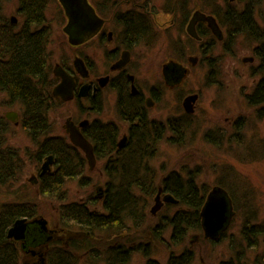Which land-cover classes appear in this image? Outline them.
Wrapping results in <instances>:
<instances>
[{
  "label": "flooded vegetation",
  "instance_id": "1",
  "mask_svg": "<svg viewBox=\"0 0 264 264\" xmlns=\"http://www.w3.org/2000/svg\"><path fill=\"white\" fill-rule=\"evenodd\" d=\"M8 1L10 2L11 0H0V135L3 136L4 139L2 146L11 147L15 150L14 156L20 160L18 162L15 159V161L20 164L17 171L21 175L25 169L27 160L23 157L20 149L10 144L9 139L11 136V130L16 126L23 127L27 132L25 126L26 124H33V122H36L35 124L39 128V121H35L32 116H26V105L22 101H14L9 90L11 88V84L14 83L13 81H21L24 79L25 82L31 81L29 84L30 87H28L27 84L24 86L25 90L27 88L30 91L36 90L37 95H39V75L37 74L39 71L36 73L37 75L34 76L33 73H30V71L26 70L28 69V66L24 64L23 61H21L20 55L22 54L17 52V48L25 51L27 48L29 50L30 47L34 46L36 51L39 53V38L46 36L47 40L51 41L52 27L48 21L50 0H44L46 2V23L40 27L39 15L35 16L30 15L29 13H35V11L39 12V0H17V7L12 13L10 11L8 12V9H5L7 6L6 3ZM58 2L62 7V11L67 20L65 10L60 3V0H58ZM190 2L191 0H163L162 7L158 12L156 5L157 1L154 4V0H89V3L94 8L96 14L102 20L101 28L93 37L88 38V40L81 44L74 45L69 42L74 49V60L72 65H67L66 62H56L54 67L52 65L50 67L53 82V95L61 102L76 101L80 105V108H85V105H87L89 114H97L92 120H82L81 122L86 120H88V122L84 127H80L84 136L92 144L93 142L86 136V133L94 121H100L103 124L106 132L109 133V136L112 134L111 132L114 133V141L117 143V147L119 149L125 148L132 136H134V130L143 126L149 128L150 135L152 136L149 139L151 140L158 138L159 143H161L163 140H167L168 143L175 145H184L187 143L188 138L192 137L195 132L192 125V118L200 100V92H191L185 95L179 94V104L176 113L174 114L169 112V115H167L166 118L162 119L158 116H155V114H152V111L158 106L160 101L163 100L165 91L168 89L171 91L178 90L186 82V79L193 67L197 66L200 62H202L201 64L207 63L209 67L207 77L208 84L210 82H217V78H212V74H216L219 77V74H223V71H221V63L219 62L220 60L218 56L212 55L213 51L218 47V44H222L224 52H232L234 42L240 35L246 34L247 39H252V41L256 43V46L253 49L256 56L244 57V63H254L256 57L259 59L258 65L252 68L253 74L259 76V79H256L252 92L247 95V101L249 106L254 108L255 115L259 121H263L264 123V101H255V98H257V95L255 94L257 92L258 86L264 81L263 29L257 25L258 29H260L259 31L262 33L258 31L257 33H251L250 28L248 30L249 33L239 32L238 29L240 28V25L235 23L237 14L234 13L232 8H229L226 12L229 16V22L232 23L231 27L223 16V10L214 8L215 11L207 12L200 7H196L191 10L189 7ZM246 5H250V3L246 2L245 6ZM244 11H247L246 7L244 8ZM220 16H222L223 19ZM211 20L212 22L214 20L216 23L213 25ZM172 28L178 29L179 35L177 36H179V38L172 42L173 44L176 43L175 46L173 45L174 55H172V57H166L160 62V79L158 84H156L153 80L141 81L137 74V69L140 65L138 60L139 49H145L146 51L152 50L156 46L157 38L161 37L160 32L168 34ZM256 36H261V40H255ZM187 40L188 43L191 42L197 46V50H193V53L190 55H187L188 52L185 51ZM95 41L98 42L99 47L104 51L106 60V68L104 72L98 70L93 53L90 51H86L84 53L77 52L82 46L90 47ZM58 65L67 72V75L70 77V80L73 83L72 96L70 99H63L62 97L54 94L55 88L63 81L62 76H58L55 73V69ZM17 69H21L23 73L21 71L17 72ZM193 95H196L197 97L196 100L191 103L193 111L190 112L188 110L186 100L188 97ZM111 97L112 103L115 102L116 105V113L114 112L115 117H100L99 115L105 114L106 103L111 99ZM69 118H71V120L76 125H80L81 122L75 121L73 116H70ZM246 125L248 126L247 123ZM246 125L241 124L244 129L246 128ZM67 136L69 138L68 133ZM219 137V144L223 143L225 133L221 131V133H219ZM206 138L208 139L207 134ZM228 138L231 142V136ZM238 142L240 143L239 140ZM260 142L264 144V140H261ZM75 147L83 153L89 166L85 152L79 147ZM257 150V148L251 147V154ZM94 153L96 156L97 165V159L102 158H99L97 155L95 147ZM27 156H29L30 162L34 161L38 167L39 175L38 178H32V181L34 182H39L42 175L55 169L56 160L52 155L54 160V168H50V170L42 174L43 164L50 155L46 156L45 160L39 167V152L37 146L36 151L34 153H30ZM102 160H105L103 170L105 175L104 183L102 185H97L94 177L92 178V183L87 186H81L78 182L81 188L89 187L92 189V191H94L81 199L71 201L83 202L90 194H94L98 198V201L95 205L96 208L102 211L104 210L103 198L107 184V159L103 158ZM96 165L93 169L89 166V169L94 170ZM195 170H198V168L190 169L188 174L190 172H195ZM170 172L181 171L171 170ZM86 174L90 175L87 171V168ZM225 180L226 176L223 175V179L218 185H215L210 191L207 190L205 200L201 210L199 211V217L195 218V221L198 223V225L195 228H188L182 224V233L179 234V238H182L183 242L180 244L173 242V244L182 245L185 242L187 234L189 233L188 231L197 229L202 231L204 239L209 240L214 244L220 243L227 237L231 238L230 247L234 254H232L229 259H223L220 262L226 261L231 264H264V222H258L257 216L246 215L242 220L239 229L240 239L236 247V234L235 232L230 233V230L233 226V222L236 219V215L238 214L236 206L237 201L234 197L235 195L231 187L233 184H231L230 181L228 182ZM203 186L204 185L201 187ZM4 187L9 186L6 185ZM217 187L223 188L228 192L230 198L233 201L235 215L232 217L230 225L225 230L221 231L217 238H211L206 236L205 228L203 226L202 210L207 201L209 193ZM231 191L233 192V195ZM160 192V199L163 204L157 211L162 210L166 205H179V200H177L171 193L167 192L163 185H161V188H159L156 198ZM166 195H172L178 202L175 203L172 201H164V197ZM156 198L155 204L150 209L151 213H153L152 208L156 205ZM23 201L26 200L21 199L20 203ZM33 204L36 205L37 211L31 216L18 217L14 221L13 225L9 228L10 230L12 227H14L18 220H25L27 227L24 239L19 240L14 237H9V230L8 237L14 240L19 248L20 264H51L48 254L50 253L51 249L54 248L55 243L61 244V247L67 248L69 245H71L73 240L76 241L78 238H82L84 235L77 233V230L70 232L69 228L61 225L59 216L57 217L56 224L51 225L48 219H45L42 216L39 217V208L37 206L39 204ZM182 208L185 209L186 206L184 205ZM54 210L58 214L57 205ZM173 214L164 215L160 218V222H165L164 227L166 230L171 227L172 230L170 233V238L172 241L174 238H177L174 235V222L177 220V218L179 221V217L174 216ZM148 219L149 216L147 217L145 225H143L141 228L135 229L132 227L131 230L127 228L122 230V235H124V238L119 240L121 241V244L117 242L118 246L124 247L125 244L131 243L129 247L132 249V256L130 260L124 264H129L133 255L138 251H141L142 254L147 257V264L150 260L159 261L155 258H152L153 249L150 236L157 238L154 233V229L157 228L156 225L160 222L156 223L152 227L150 234L148 232L149 226L147 225ZM165 231L161 234L163 239ZM71 233H77L78 236L71 238ZM126 234H130L128 236L132 238L130 242H128L125 238ZM144 237L149 238V240L146 241ZM197 237L198 236L193 237L192 241H194ZM168 245H171V243H168ZM112 247V245H106L104 248H100L102 249L100 251L106 254L108 249H113ZM247 250L250 252L255 251L256 253L247 257ZM72 251V256L78 257V262L79 255L83 254L81 256L84 260V264H90L88 261H86V255L89 254V251H77L76 248H73ZM194 251L195 250L188 247L185 248L180 254L188 252L190 255H192L194 260ZM172 254L175 253L171 252L169 259L171 258ZM180 254L175 255L178 256ZM159 262L161 264H167L166 262ZM99 264L109 263L107 261H102Z\"/></svg>",
  "mask_w": 264,
  "mask_h": 264
},
{
  "label": "rangeland",
  "instance_id": "2",
  "mask_svg": "<svg viewBox=\"0 0 264 264\" xmlns=\"http://www.w3.org/2000/svg\"><path fill=\"white\" fill-rule=\"evenodd\" d=\"M157 1L158 12L162 7L163 0ZM248 2L252 6L253 18L264 32V0H191L189 7L192 9L200 7L211 12L214 8L223 10V16L227 23L229 22L227 10L232 8L234 13L240 14L244 4ZM5 9L13 12L18 4L17 0L8 1ZM49 23L52 27V37L49 42V60L54 67L56 62H66L72 65L74 60V49L70 45L67 34L63 28L67 21L62 7L58 0H50L48 10ZM222 19L223 17L220 16ZM161 37L157 38L156 46L152 50L146 51L139 49V67L137 74L141 81L153 80L156 84L159 82L160 62L166 57L174 55L172 42L179 38L177 28H172L170 33L160 32ZM256 43L247 39L246 35H240L233 44L232 52H224L223 45L213 51L212 55H217L221 63L223 74H212V78H217V82L208 84L207 77L209 67L207 63L193 67L186 82L176 91L166 90L162 101L152 111V114L160 118H166L169 112L176 113L178 109L179 94L191 92H200V100L197 104L195 114L192 118L194 134L188 138L184 145L168 143L163 140L160 143V152L154 160L153 165L159 170V177L169 173L171 170H179L184 175L188 174L190 169H196L199 175V185H204L210 191L215 185H218L226 176L225 181L233 184L231 187L236 198L237 212L236 219L230 233L235 232L236 247L240 239V226L246 215L257 216L258 222H264V123L259 121L255 115L254 108L250 107L247 101V95L252 92L254 83L259 76L254 75L252 68L256 67L259 59L256 57L254 63H244L243 58L256 56L253 49ZM197 50V46L186 41L185 51L187 55ZM90 51L94 54V59L99 71L104 72L106 60L103 49L95 41L90 47L82 46L77 52ZM96 68V70H97ZM153 78V79H151ZM150 79V80H149ZM182 95V96H183ZM76 101H66L57 103V106L51 109L49 116L52 123L51 135H67L64 125L66 120L73 116L75 121L81 122L85 119L92 120L97 114H89L88 106L80 108ZM17 110V109H15ZM105 114L100 117L112 118L116 113L115 102L112 103V97L107 101ZM248 124V126L246 125ZM246 125V128L241 126ZM224 132L223 143L219 144V133ZM208 135V139L206 138ZM231 136V142L229 141ZM240 141V143L238 142ZM10 144L20 149L23 157L26 158V166L20 175L19 181L11 187L0 188V203L18 201L25 199L28 202L38 203L39 217L48 219L51 225L56 224L58 214L55 212L56 205L60 203L50 197L44 196L38 191V183L32 181V178H38V167L30 162L29 155L36 151V145L30 139L23 127H14L11 130L9 139ZM251 147L257 148L256 152L251 154ZM105 160L97 159V165L94 170H90L87 164V171L90 176L95 178L97 185H102L105 180L104 175ZM51 168H54V163ZM200 168V169H199ZM157 192L161 188V183L157 185ZM203 186V187H204ZM96 187V186H95ZM70 200H77L93 192L91 188H81L77 180H71L67 183ZM15 191V192H14ZM157 192L150 200L148 207V232L151 234L152 227L160 222L161 216L172 215L178 205L174 207L164 206L162 210L151 213L150 209L155 204ZM21 197V198H20ZM171 227L164 233V239L150 236L152 245V258L162 263H167L171 252L180 254L185 248L190 247L195 250L193 264H219L223 259H229L233 253L230 247L229 237L220 243L214 244L204 239L202 231L197 229L189 230L185 242L182 245H174L170 238ZM77 233H71V238L77 237ZM198 236L194 241L193 237ZM147 241L149 238L144 237ZM108 239L102 237L98 245L100 247L108 245ZM171 243V245H168ZM242 248V247H240ZM73 252V251H72ZM255 251H246L247 257L255 254ZM83 254L79 255L77 264H84ZM129 264H147V257L141 251L136 252Z\"/></svg>",
  "mask_w": 264,
  "mask_h": 264
},
{
  "label": "trees",
  "instance_id": "3",
  "mask_svg": "<svg viewBox=\"0 0 264 264\" xmlns=\"http://www.w3.org/2000/svg\"><path fill=\"white\" fill-rule=\"evenodd\" d=\"M245 7L247 11H244ZM244 8L240 14H237L235 20V23L240 25L239 32L249 33L250 28L251 33L257 31L262 33L253 18L252 6L244 4ZM45 11L46 2L39 0V12H29L30 15H39V27L46 23ZM261 38L256 36L255 40ZM49 42L46 36L39 38V53L34 46L25 51L17 48V52L22 54L21 61L28 66L26 70L34 76L39 75V95L36 90L30 91L28 88L25 90L24 86L27 84L30 87L31 81L25 82L24 79L13 81L9 90L14 101H22L26 105V116H32L35 121H39V128L36 122L25 125L28 136L37 146L39 167L48 155H53L56 160L55 169L40 177L39 192L60 203L58 216L61 225L69 228L70 232L77 230V233L84 235L76 241L73 240L67 248L55 243L48 254L49 261L51 264H77L78 257H73L71 254L73 248H76L77 251H89L86 261L90 264H99L102 261H107L109 264L127 263L132 256V249L129 247L131 243L121 247L117 242L121 244L119 240L124 238L123 229L131 230L132 227L138 229L145 225L149 216L150 200L157 192L159 182L167 192L179 200V205H176L178 209L173 214L179 217V221L177 218L174 222V235L177 238L173 241L182 243L183 239L179 238V234L182 233L181 225L184 224L188 228H195L198 225L195 218L199 217L207 189L199 185V175L196 171L190 172L187 176L181 172H170L160 178L158 168L153 165L160 150V143L158 138L149 139L152 137L149 128L144 126L135 129L134 136L127 146L119 149L114 141V133L111 132L109 136L103 124L94 121L86 136L93 142L99 158L107 159L104 210L96 208L98 198L94 194H90L83 202L69 199V191L66 188L69 181L77 180L81 186H87L92 183V177L86 174V158L70 142L68 136L51 135L52 123L49 113L57 106L59 99L52 93L51 64L48 62ZM20 71L23 73L21 69H17V72ZM255 95H257L255 101H264V81L259 84ZM3 141V136L0 135V188L6 185L11 187L20 178L17 171L20 160L14 156L13 148L2 146ZM231 193L233 195L232 191ZM20 200L0 203V264H20L19 248L16 242L8 237V230L18 217L31 216L37 211L36 205L32 202L20 203ZM184 205L185 209L182 208ZM168 207L174 205L170 204ZM164 226L165 222L162 221L156 225L154 233L157 238H162L161 234L166 230ZM129 235L125 236L128 242L132 240ZM102 237H106L108 245L113 246V249H108L106 254L100 251L102 250L100 248L105 246L98 245ZM192 263L193 257L188 252L178 256L172 254L167 262V264ZM148 264L161 263L150 260ZM220 264L231 263L224 261Z\"/></svg>",
  "mask_w": 264,
  "mask_h": 264
},
{
  "label": "water",
  "instance_id": "4",
  "mask_svg": "<svg viewBox=\"0 0 264 264\" xmlns=\"http://www.w3.org/2000/svg\"><path fill=\"white\" fill-rule=\"evenodd\" d=\"M65 14L67 23L64 27V32L68 36L71 44L77 45L85 42L88 38L93 37L101 28L102 20L96 14L94 8L89 3V0H60ZM214 25L216 22L211 20ZM55 73L62 76L63 81L59 84L54 94L62 97L63 99H70L72 96L73 83L67 72L61 66H57ZM196 95L187 98L188 110L193 111L192 102L196 100ZM88 120L76 125L71 118L66 121L65 128L69 134L71 142L83 150L89 162V166L93 169L96 165V156L94 153L93 144L84 136L80 127H84ZM53 156H48L46 162L43 164L42 174L50 170L53 162ZM161 192L158 193L156 198V205L152 208L155 213L163 204L160 199ZM164 201L175 202L172 195H166ZM235 215L233 208V201L228 192L223 188H214L208 195L207 201L202 210L203 226L205 228L206 236L217 238L221 231L225 230L231 222L232 217ZM43 221V220H42ZM25 220H18L15 226L9 230V237L16 239H24L26 231Z\"/></svg>",
  "mask_w": 264,
  "mask_h": 264
}]
</instances>
